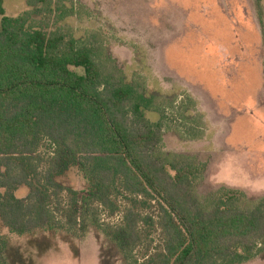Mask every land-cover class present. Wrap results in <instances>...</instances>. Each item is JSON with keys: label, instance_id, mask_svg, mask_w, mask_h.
Wrapping results in <instances>:
<instances>
[{"label": "trees", "instance_id": "16d2710c", "mask_svg": "<svg viewBox=\"0 0 264 264\" xmlns=\"http://www.w3.org/2000/svg\"><path fill=\"white\" fill-rule=\"evenodd\" d=\"M4 1L0 220L11 233L64 225L76 234L77 226L92 224L117 244L128 264H245L264 253V197L250 202L242 191L228 188L201 197L197 185L205 165L164 151L162 112L152 109L143 85L127 84L120 72L104 76L94 46H78L72 35L39 22L40 15L49 19L46 13L54 11L50 2L30 0L32 11L14 18L6 15ZM255 2L263 23V0ZM151 110L161 119L150 121L146 112ZM43 139L67 159L66 167L80 170L88 193L59 185L54 166L40 170L36 155ZM21 187L28 189L24 198L16 195ZM62 191L71 204L60 217L54 199ZM121 195L135 204L139 198L155 203L164 239L152 257L139 260L134 254L140 224L150 218L129 208L121 226L106 230L92 216L93 205L114 211L113 197ZM5 249L0 235V264H7Z\"/></svg>", "mask_w": 264, "mask_h": 264}, {"label": "rangeland", "instance_id": "374dc122", "mask_svg": "<svg viewBox=\"0 0 264 264\" xmlns=\"http://www.w3.org/2000/svg\"><path fill=\"white\" fill-rule=\"evenodd\" d=\"M29 2L5 0L6 15L32 11ZM49 2L54 11L39 22L72 35L78 46H94L104 76L120 72L127 84L143 85L152 109L162 112L164 151L205 165L197 185L201 197L220 188L242 191L250 202L264 197V18L261 23L255 0ZM47 6L38 4L44 12ZM157 111L146 117L160 120ZM36 156L42 172L58 169L54 179L65 189L81 196L91 190L47 139ZM16 195L24 198L28 189ZM138 200L113 197L114 211L93 205L91 213L106 230L121 226L129 208L150 218L140 224L134 253L143 260L161 251L164 238L155 203ZM54 201L61 217L71 204L67 191ZM75 232L63 225L18 236L0 220L7 264H128L99 227L86 223ZM245 264H264V253Z\"/></svg>", "mask_w": 264, "mask_h": 264}]
</instances>
